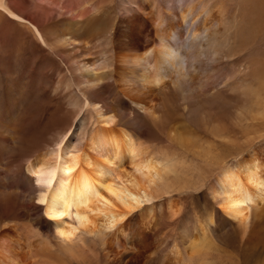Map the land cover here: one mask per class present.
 <instances>
[{"label": "bare ground", "instance_id": "bare-ground-1", "mask_svg": "<svg viewBox=\"0 0 264 264\" xmlns=\"http://www.w3.org/2000/svg\"><path fill=\"white\" fill-rule=\"evenodd\" d=\"M116 1L113 8L114 0H82L66 8L59 0H20L21 5L0 0V61L11 83L20 79L12 54L15 37H21L32 52L48 50L59 58L69 72L65 87L76 86L79 92L72 103L75 116L91 110L98 124L81 134L79 145L72 143V130L59 132L46 146L52 150L20 163H26L27 175L19 182L37 200L33 207L44 211L46 224L51 221L54 239L33 242L32 251L25 253L21 234L6 227L0 230V264H94L100 255L109 259L113 245L124 246L118 225L135 209L176 190L201 187L208 177L226 221L218 230L208 213L201 229L210 228L215 237L209 239L204 230L201 240L192 239L188 248L174 246L167 264H264V178L258 164L226 166L242 158L252 137L264 132V0H197L205 14L197 24L195 0L179 15L168 14L167 0ZM116 7L126 14H102V9L108 13ZM215 7L220 9L216 15ZM188 17L192 40L184 52L175 37ZM119 30L130 33L133 53L126 59L116 55ZM92 49H97L96 60H79ZM196 73L202 75L199 81ZM116 74L134 110L129 117L123 113L128 123L164 133L170 144L165 150H149L136 133L120 126L119 116L96 101V89ZM212 83H228L230 89L212 91ZM229 110L232 125L218 117ZM175 111L203 128L202 135H186L175 124L163 131ZM3 126L0 121V130ZM5 152L0 145V157ZM126 158L130 171L121 169ZM111 230L113 238L108 237ZM82 233L94 234L98 241L79 243ZM236 233L239 243L234 247L227 240Z\"/></svg>", "mask_w": 264, "mask_h": 264}, {"label": "rangeland", "instance_id": "rangeland-1", "mask_svg": "<svg viewBox=\"0 0 264 264\" xmlns=\"http://www.w3.org/2000/svg\"><path fill=\"white\" fill-rule=\"evenodd\" d=\"M59 1L66 8L74 7V5L79 6V3L82 2V0ZM89 1L94 3L98 0ZM99 1L101 2L102 0ZM193 1L167 0V12L168 14L173 12L172 14L179 15L181 9L187 8L188 4H192ZM228 1L229 3H234L235 1L237 4L239 2L238 0ZM16 3L21 5L20 0H17ZM116 3V0L110 3L111 7L113 8ZM194 3V14L196 15L195 19H197L195 22L197 24L205 19V14L197 0ZM117 9L118 7L108 13L105 12V9H102V14L110 18L114 16L120 18V16L126 14L118 12ZM219 11L218 7L212 9L214 15L218 14ZM187 20V22L182 23L181 28H178L180 33L176 32L177 37H175L178 43L182 44L184 52L189 51V45L192 40L191 31H189L191 17H188ZM134 23L137 25L138 22L135 21ZM125 32L119 30L116 35L115 45L118 59H126L133 53L131 43L128 41L130 33ZM15 38V49L12 58L15 62L14 69L16 68L14 71L20 77L16 85L11 83L12 79L5 72L3 63L0 61V112H3V117L0 121L4 125L0 130V145L5 147L6 150L0 157V230L13 226V233L18 234V236L21 234L20 238L25 245L24 251L28 253V251H32L31 244L33 242L38 245L43 244L48 239L53 240L55 230L50 225L52 224L50 223L51 221L47 224L44 221L43 218L46 216L44 211L41 210L40 212L34 209L33 201L37 202V200L31 199L29 191L27 189L24 190V185L19 182V178L27 175L26 163H20L30 156L31 158L37 157V155L42 156L47 151L52 150V148L47 149L46 146L58 136L59 132L61 133L67 128L72 130L70 133V135L73 133L70 137L72 143L79 145L81 134L97 128L98 124L95 113H92L93 111L91 110L84 109L75 116L72 103L79 92L76 86L72 88L65 87V80H67L65 78H67L66 76L69 75V72L67 69L65 70V65L60 62L59 58L54 54H49L50 51L48 52L47 49V52L43 50L32 52L30 50L31 47L25 44L21 37ZM96 51L97 49H92L82 52L79 55V60H87L88 58L96 60L98 56ZM242 55H239L238 58ZM236 58L234 57L237 61L238 58ZM203 71L201 72L202 75ZM214 71L216 73L219 72L216 68ZM212 73L214 72L212 71ZM201 74L196 73L194 75L195 77L198 76L197 78L194 77L195 81L202 77ZM214 79L217 80V78ZM120 80L121 78L117 74L116 76L114 75V79L111 77L106 78L104 83L102 82L101 86L96 89L98 91L96 101L105 106L106 112L115 113L119 116L120 126H125L136 133L140 137V141L149 150H165L170 144L167 142L168 140L164 133L160 136L151 133L149 130L147 131V128L142 125L139 127L128 123V117L134 113V110L130 100L124 95L123 86L121 85L122 81ZM212 84V91H216L215 89L221 87L225 88L224 91L230 89L228 83H226V86L224 84L219 86ZM231 111H226L218 117L223 122L232 125L231 118L234 113ZM212 112H215L214 109ZM123 113L124 115L129 114L127 115L128 117L124 116ZM173 124L179 125L178 131H182L186 135L190 133L202 135L204 131L202 130L203 128L199 127L191 118L182 114L181 111H175L163 123L161 128L165 131ZM261 133V135L257 133L256 137H252L248 143V148L241 155L242 158H233L226 166L235 167L244 163L258 164L259 173L264 178V132ZM255 161L258 162L255 163ZM16 166H20V168ZM131 168L132 163L129 158H126L121 169L130 171ZM211 181L213 179L208 177L201 187H192L182 191L176 190L171 197L170 195H165L143 203L118 225L120 229L123 228L121 240L124 246L117 247L113 245L110 249L111 252L108 253L109 259H105L103 255H100L93 260L94 264H167V258L170 259L172 256L169 252L174 246L184 250L189 247L192 239L201 240L205 234L204 232L207 233L209 239L215 237L213 231L210 232V228L201 229L204 224H207L208 213L214 215V220L218 223V230H220L219 226L222 227L226 221V219H223V213L210 193ZM260 207L264 208V201ZM3 232L10 233L9 230H4ZM113 233L114 230L109 231L108 235H110L108 237L113 238ZM79 236L77 239L79 243L83 241L92 245L98 241L94 234L82 233ZM220 240L218 241L220 242ZM227 242L232 246L236 244L234 246L236 247L237 243H239L238 233L228 237ZM100 247L101 245L97 243L96 251H99Z\"/></svg>", "mask_w": 264, "mask_h": 264}]
</instances>
